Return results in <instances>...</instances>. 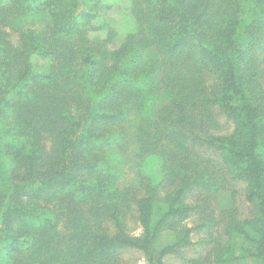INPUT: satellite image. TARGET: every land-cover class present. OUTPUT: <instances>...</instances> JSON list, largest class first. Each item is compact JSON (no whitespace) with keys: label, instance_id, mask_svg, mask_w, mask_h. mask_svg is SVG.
Segmentation results:
<instances>
[{"label":"trees","instance_id":"obj_1","mask_svg":"<svg viewBox=\"0 0 264 264\" xmlns=\"http://www.w3.org/2000/svg\"><path fill=\"white\" fill-rule=\"evenodd\" d=\"M110 8L0 0V264H164L202 232L187 264H264V0H133L115 47ZM236 181L247 215L217 216Z\"/></svg>","mask_w":264,"mask_h":264},{"label":"rangeland","instance_id":"obj_2","mask_svg":"<svg viewBox=\"0 0 264 264\" xmlns=\"http://www.w3.org/2000/svg\"><path fill=\"white\" fill-rule=\"evenodd\" d=\"M103 3H108L111 5L110 9H107V19H108V26H111L115 32H117L116 36V43L120 42V40L129 32L134 30L135 28V22L131 14L133 0H103ZM43 14V13H42ZM42 16V19L36 17V20L40 26H43L44 24V15ZM9 33V40L13 43L14 46L19 45V38L15 32H12V30H8ZM106 35L105 30H99V31H89V37L92 39H102ZM32 64L35 69H41L45 67V61L32 57ZM263 86H264V79L262 80ZM225 130V129H222ZM229 130V129H227ZM125 151V163L123 165V176L120 180V185L123 187H134L137 186V183L135 181L136 177V167H135V156L131 152L130 145L124 144L123 146V152ZM236 194L231 195L230 190L228 187L224 188L223 190H220L219 193H217V196L215 199L211 200V205L214 208V211L216 212L217 216H219V213L228 208H237V212L243 217L246 216L248 213V203L244 200L243 196V187L244 184L240 181H236L234 183ZM231 187V185H229ZM133 194V193H132ZM135 194L138 196L141 194V191L135 192ZM135 195V196H136ZM132 197V196H131ZM132 198H130L131 201ZM131 203V202H130ZM133 204V203H132ZM130 216L127 218V224L126 228L127 231L130 234L138 235L141 233L142 228L139 225L135 212L133 213V209L131 210ZM195 217H192L191 219H187L186 223L188 225H191L194 223ZM206 236H208L207 233H193L191 235V240L194 243L192 246L183 247L180 248L177 252L168 254L164 257V264H187L186 259L193 258L199 255H204L207 251L205 246H203L199 241L200 239H204ZM121 257V264H146L145 257L142 252L136 249H126L122 252H120Z\"/></svg>","mask_w":264,"mask_h":264}]
</instances>
